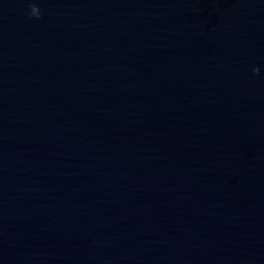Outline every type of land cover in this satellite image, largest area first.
Masks as SVG:
<instances>
[{
    "label": "water",
    "instance_id": "95a60500",
    "mask_svg": "<svg viewBox=\"0 0 264 264\" xmlns=\"http://www.w3.org/2000/svg\"><path fill=\"white\" fill-rule=\"evenodd\" d=\"M0 264H264V0H0Z\"/></svg>",
    "mask_w": 264,
    "mask_h": 264
},
{
    "label": "clouds",
    "instance_id": "9594fccd",
    "mask_svg": "<svg viewBox=\"0 0 264 264\" xmlns=\"http://www.w3.org/2000/svg\"><path fill=\"white\" fill-rule=\"evenodd\" d=\"M41 15V10L39 9V7L34 4V3H30L29 4V16L31 18H35V19H39ZM258 69L254 68L253 72L254 73H258Z\"/></svg>",
    "mask_w": 264,
    "mask_h": 264
}]
</instances>
